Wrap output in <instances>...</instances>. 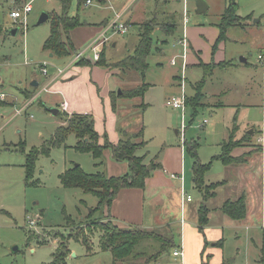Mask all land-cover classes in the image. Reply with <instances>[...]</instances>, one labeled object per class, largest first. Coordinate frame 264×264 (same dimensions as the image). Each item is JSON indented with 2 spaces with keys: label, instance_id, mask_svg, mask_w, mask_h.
Returning <instances> with one entry per match:
<instances>
[{
  "label": "rangeland",
  "instance_id": "374dc122",
  "mask_svg": "<svg viewBox=\"0 0 264 264\" xmlns=\"http://www.w3.org/2000/svg\"><path fill=\"white\" fill-rule=\"evenodd\" d=\"M92 1L87 6L80 4L78 14L81 20H95L108 11L100 9L102 7L98 0ZM135 1H132V9L141 0ZM205 1L209 8L197 13L195 0H144L149 9L155 8L158 13H175L176 28L173 33L165 34L155 27L151 34L152 47L146 59L148 64L144 76L137 70L119 68L121 73L117 71L118 74L109 77L111 82L120 79V82L117 81L119 87H115L116 96H113L119 117L117 132L121 134L120 138H126L142 131L141 135L132 140L143 141L136 154H145L147 166L150 164L148 158L161 157L170 143L183 145L187 165L184 191L191 195L192 203L201 198L192 184L190 174L191 165L196 159L201 163L211 160L206 181L228 182V185L217 188L214 195L208 197L206 205L218 208L223 196L230 199L237 196L236 187L241 188V191L245 190L249 219L252 221L224 223L223 217L226 216L217 209L218 212H210L208 224L219 226L223 231L221 244L213 246L219 249L217 253L223 254V260L219 263L248 264V253H257L262 246L257 247L254 242L257 243V233L259 236L263 234L261 223L264 224V177L261 170L264 168V152L258 153L251 161L255 163L251 168L253 176L250 181H247V177H239L228 167L224 173L217 171V165L220 167L222 164L214 159V155L220 152V143L227 139L234 117L237 125L233 132L235 140L245 138L242 142L249 144L255 143L259 138V142L264 145V65L258 58L259 54L264 53V0H236V13L243 18V25L230 26L226 31V38L218 43L214 53L212 47L216 36L211 37L213 32L210 29L217 27L226 0ZM26 2L31 3V11L26 15L24 24L22 17L12 18L10 12L14 9L21 11ZM61 10L60 0H21L19 4L15 0H0V92L6 93V100L0 101V264H52L53 253L61 244L68 247V254L62 264H146L147 260L148 264H178V259L172 254L173 249L179 247L178 225L170 230H148L141 227L140 231L145 236L134 247L135 257L125 263H113L108 254L110 252L100 249L105 230L99 225L110 219L106 215V208L97 207L98 198L95 195L85 193L80 188L64 187L58 177L74 163H78L85 172L96 171L94 166L97 160L91 154L74 150V134H69L62 144L50 147L47 154L38 155L30 180L34 183L25 180L26 154L34 148L47 145L56 127L64 122L66 116H70L56 105L62 96L59 91H54L51 85L47 91L41 90L57 73V68H65L73 55L49 56V52L42 49L43 42L50 33L51 18L39 24L36 22L42 13H60ZM76 11L77 0H71L68 13L72 15ZM168 24L170 23L163 25L169 28ZM199 27L207 28L208 32H196L195 29ZM14 28L17 29L15 33L11 32ZM191 28H194L193 32ZM182 29L185 35L189 30L186 36L189 44L184 73L185 95H193L198 82L204 79L200 87V101L203 105L195 108L185 105L183 112L165 104L167 97H178L181 94L177 76L183 59L181 56L175 57L176 64H171L170 61L178 54L180 45L176 42ZM138 30L131 26L125 34L112 36L116 46L108 44L105 48L104 58L107 64L132 52L138 40ZM189 55L194 61L230 60L231 64L216 65L210 74H205L202 66L190 62ZM242 58L245 61H241ZM43 61L47 62L46 75L41 71ZM71 66L53 82H60ZM112 66L99 68L104 69V73L106 68L108 71L111 69L112 74L116 71ZM96 78L98 92L102 87L100 78ZM31 80L38 83L35 91H41L27 108L14 115L25 103V99L31 98H25L22 93L23 90H32ZM142 82L148 84L142 96L128 98L118 95L119 90L122 93L140 86ZM95 96L97 97V93ZM52 107L58 109L56 114L49 110ZM204 120L206 122L202 124ZM181 127L184 128L182 136L179 134ZM181 140H185L184 144ZM253 143L251 145L255 149L257 145ZM191 147H194L195 156ZM104 166L105 160L98 170L107 174ZM174 183L179 187L180 180ZM261 199L263 205H260ZM258 205L263 206L262 211L261 207L258 209ZM145 211L150 213L148 200ZM32 219L36 222L30 226L29 220ZM77 232L85 243L74 240ZM168 238L169 243L172 240L173 244L163 245ZM164 247L163 252H158ZM155 253L162 254L152 261Z\"/></svg>",
  "mask_w": 264,
  "mask_h": 264
},
{
  "label": "crops",
  "instance_id": "0c3cea01",
  "mask_svg": "<svg viewBox=\"0 0 264 264\" xmlns=\"http://www.w3.org/2000/svg\"><path fill=\"white\" fill-rule=\"evenodd\" d=\"M132 1L134 0H98V2L100 3V7H102L100 9L108 10L106 14L103 13L101 17H97V19L95 20H81L79 18L82 24L70 30V40L73 45L74 52H71L73 55L71 54L72 57L69 59L68 61L69 63L65 66L68 68L72 65L70 70L65 72L64 74L65 76L61 77L60 82L59 81H57V83L53 82L54 80L53 77L55 76L54 75L49 81H47L41 87L42 90L44 86L48 87L49 85H51L54 91H59L62 94V96H60L61 98H59L58 102H56V105L61 109V102L64 100L67 101V105H68L67 110L64 111L67 114L69 115H71L72 113L91 114L94 119V127L100 135V142L103 141L104 135H106L107 139L113 144L117 143L121 137V134L117 132L118 130L117 125L119 122V117L116 114L117 107L116 105L112 106L111 104V97H113L111 95V91L115 92V87H119L117 81L120 82V79L111 82L109 78L110 76L113 77V74H118V72L119 73L121 72L118 67L114 66L115 67L114 69L116 70L114 73L111 74L110 73L111 69H109L108 71L107 68L105 69L106 73H104V69L99 68L100 66L103 65L96 64L98 60L97 61L90 60V57L92 56V53L90 51H88L86 55L83 58H81L85 60L86 64H77L76 61H78L79 59L75 58V54L79 52L81 49H83V47H85L88 43H90L95 37H97V35L101 33L102 29L115 19L116 14L121 15L120 20L127 26V31L131 26L138 28L139 24L142 21H145L152 17H155L157 22L159 23V25L156 27L160 28L161 31L164 33H165L164 29L167 28H165V25L163 24L167 22L170 23L172 22V20L177 22L175 13L174 14L164 13L160 11L158 13V10H155V8L152 10L149 9V6L144 4V0H141L132 9V5H133ZM137 1L138 0H136L135 3ZM92 2L93 1L90 0V2L87 3V1L85 0L83 3L85 4V6H87ZM78 9H79V5L77 3L76 13H78ZM223 10L220 13V15L223 13ZM193 29L194 28H191V32H193ZM210 30L213 32L211 37L213 38V35L217 37L219 33V29H217L216 27L215 29L211 28ZM195 31L204 32V33L208 32L207 28L205 27H201V28L199 27L195 29ZM183 32L184 31L182 29L181 35L183 34ZM188 32H186L187 35ZM125 33H120L118 35ZM137 35H138L137 38L139 39V30L137 31ZM137 42L136 44H134L133 46L134 48L132 52L134 51ZM108 44L114 47L116 46V41L111 37L109 41H107L100 47L101 48L100 53L101 51H103L104 53L105 48L108 46ZM50 53L51 52H49V56H53L52 53L51 55ZM262 55H264V53ZM126 56H124L123 58H125ZM188 58H190V62H193L196 65H198L199 62L209 63V62H204L202 60L194 61V59L192 60V56L190 55L188 56ZM103 59L106 64L104 66L115 65L114 63L121 60L119 59L117 61H113L112 63L107 64L104 55H103ZM210 62H214V63L229 62L231 64L230 60H218V61H210ZM96 76L100 78L101 80L100 85L102 87V89H100L98 92H96L97 89ZM32 81H36V80L30 81V86L35 88L38 85V83L36 86H33L31 85ZM111 84L113 85L116 84V85L114 87H111L110 86ZM28 90H23L22 93L24 94V96H25V92ZM39 91L38 92L35 91V93L32 96H30L31 98L29 100L25 99V103L22 105V107H20V109L26 106L29 103V101L34 99V97H37ZM96 93H97V97L95 96ZM120 94L121 93L119 92L118 95ZM20 109L18 108L14 115L21 113L23 109L20 112H17ZM175 132L178 131L175 130ZM184 141L185 140H181V143L184 144ZM252 143L253 142L249 144L245 143L241 147H236L231 152L232 155L234 156H239L244 152L248 153V155H246L245 157V160L238 164L224 165L221 161L216 160L222 164L220 167H218L217 165L216 167L217 171H220V173H224L227 170L226 168L228 167L231 168V170L239 177L241 178L247 177V181H250V177L252 178L253 176V172L251 171V168H253L252 166L255 163V162L252 163L251 161H253L254 156L258 155V153L262 154V152H264V145L262 146V143L259 142V138L255 141V143H253V145H257L255 149L254 146L251 145ZM183 150H184L183 145L170 143L163 150L161 157L148 158V160L150 161L149 163L153 162L155 164V168L150 170L149 176L145 178L144 188H138V187L120 188L117 191L115 197L113 198L110 207L106 211V213L110 215V218L113 220V222H115L121 227L136 225L148 230L153 228L154 229L167 228L168 230H170V228H172L174 225H178L179 248H181L182 250L181 256H174L180 262V263L178 262V264H199L206 254L210 255L209 261L211 264H219V262L223 260V254L217 253L219 252V249H215L213 248V246H218L216 245V242L223 240V235H222L223 231L222 228H220L219 226H210L208 224L209 215L211 211L218 212V210H220L221 204L226 199H230V198H227V196H223V200L221 201L220 206L219 207L217 206L218 208L214 206L210 207L206 205L209 209V212H208V222L207 225L204 227V233L207 241L209 242V245L206 247L204 253L201 254V251L203 249L204 239L202 234L199 232L197 228V209H198V205L201 202V198L196 203H192V197L190 201L187 200L183 201L181 199V181L179 187H176L174 181L176 180L179 181V178H174L170 176L171 173L178 174L183 172V178H184L183 189H184V181L187 175V165H186V160L184 159ZM104 157H105L104 169L105 171H107V175L118 176L128 172L127 162L114 160L112 158L110 149H106L104 151ZM144 162L147 163L146 158H144ZM94 168L97 169L96 166H94ZM149 169H151V167ZM209 171L210 168L205 173L204 178L208 176ZM261 173H262V177H264V168H262ZM190 174L192 175V173ZM191 181L193 182L192 178ZM217 181H222V180H217ZM224 181H225L224 184L219 185L217 188L228 185L227 180ZM205 182L208 184L216 181L205 180ZM263 185H264V181H263ZM262 188L264 189V187ZM235 192L237 196L233 199H236L242 193L245 195L246 207H247L246 216L241 220H234L228 217L227 215H225L224 213H222L224 216H226L223 217V222L227 224H231L228 222L230 221L240 222L247 220L252 221L251 218L249 219L250 213L248 211L249 203L246 196L247 193L245 192V190L241 191V188L239 187H236ZM146 200H148V202L150 203V213L149 212L147 213L145 211ZM205 201L207 202V200ZM260 203H261L260 205H263V199H261ZM260 207L261 206L258 205V209ZM262 207H261V211H262ZM262 217L263 215L261 214V219L263 221ZM261 225H262L261 226L262 231H264L263 222L261 223ZM256 239H257V243L254 242V244L257 247H260L263 242V234L261 233V236H259L257 233ZM108 254L109 256H111L110 253ZM259 254L260 251L259 252L257 251V253L254 252L248 253L247 259L248 261H250L248 262V264H255L256 260L259 257ZM233 260H230V262H232ZM157 264H159V262Z\"/></svg>",
  "mask_w": 264,
  "mask_h": 264
},
{
  "label": "trees",
  "instance_id": "16d2710c",
  "mask_svg": "<svg viewBox=\"0 0 264 264\" xmlns=\"http://www.w3.org/2000/svg\"><path fill=\"white\" fill-rule=\"evenodd\" d=\"M15 1L17 2V4H19L21 0ZM84 1L85 0H77V3L80 6V4ZM60 3L62 9L61 12L49 14V18H51L50 33L44 40L42 45L43 50L51 52L55 57L70 56V53L74 52V48L70 40V30L82 24L79 19L78 13H76L75 15H70L68 13V8L71 0H60ZM236 7V0H226L223 13L220 15L219 22L217 23L219 33L216 37L215 43L213 44L212 53H214V51L216 50L218 43L226 38V31L230 26L243 25V18L237 15ZM155 19V17H152L150 19L142 21L139 24V39L134 51L131 54L127 55L125 58L114 63L115 67L137 70L141 73L142 76H144V72L148 64L146 59L150 54L152 47L151 34L155 27L159 25L157 20L155 21ZM168 25H170V29L168 27H165L167 29H164V31L166 34H171L174 31V28H176V22L172 20V22H170V24ZM103 55L104 53L103 51H101L100 57L96 63L97 65H106L103 59ZM76 63L86 64L83 59H79L78 61H76ZM224 64L230 63L199 62L198 65L204 68L205 74H210L212 72V69L216 65L221 66ZM203 82L204 79H201L198 82L196 86V92L193 95L186 96V105H190L193 108L203 105L200 101L202 97L200 87L202 86ZM147 88L148 84L142 82V84L138 87L123 91L120 96L128 98H132L136 95L142 96ZM35 89L36 88L33 87L32 90L26 91L25 98H29L30 96H32ZM111 95L116 96V92L111 91ZM111 104L112 106H115V97H111ZM236 126L237 125L234 117V123L229 130L227 139L223 140L220 143V152L214 155V159L221 161L224 165L238 164L244 161L245 156L248 154L244 153L239 156H234L231 153L234 148H236L237 146H242L244 144L242 142L243 140H246L245 138H241L238 140L234 139L233 132L234 130H236ZM141 133L142 131H139L138 133L126 138H120L115 144L111 143L107 139V136L104 135L103 141L100 142V135L94 127L93 116L87 113H72L70 116H66L64 122L56 127L54 134L48 141L47 145H44L39 149L34 148L28 154H26L24 165L25 180L29 181L30 183H34V181L30 180L32 179L34 164L38 155L45 153L47 154L50 147L62 144L69 134H74L76 137V141L73 145L74 150L91 154V156L95 160H97L95 162V166L97 167V169L94 172H85L78 163H74L72 166L68 167L58 175L59 181L64 187L80 188L85 193H91L95 195L98 198L97 207L106 208V210H108L113 198L120 188H144L145 178L149 176L150 170L155 168V164L153 162L150 163L151 169L148 168L147 164L144 162L145 154H136L137 149L141 146V144H143V141L135 142L132 140V138L138 137L139 135H141ZM247 135L249 138L250 135L248 133ZM191 148V152L195 156V152L193 151L194 147ZM106 149L111 150L112 158L114 160L127 162L128 172L118 176H109L104 171L98 170L99 167L104 164V160L102 158L104 157V151ZM210 167L211 160L207 163H201L196 159L191 165L193 184L201 196V202L198 205L197 209V228L204 239L201 254L204 253L206 247L209 245V242L207 241L204 233V227L207 225L209 212V209L205 204V200H207L208 197L214 195L216 188L219 185L224 184L225 182L224 180H222L207 184L204 177L205 173L207 172V170H209ZM220 210L231 219H243L246 216L247 211L245 195L242 193L236 199H226L221 204ZM106 215L110 218V215L108 213H106ZM84 219L86 220V217ZM109 220L101 222L99 225L101 229L105 230L104 240L101 241L100 249L110 252L113 263L116 261L125 263L126 260L135 257L136 253H133L134 247L137 244L138 240H140L145 235L140 231V229L142 230V228L139 226L129 225L127 227H121L113 222L111 218ZM81 223L82 222H80V225ZM78 233L79 232L76 233L77 235H75L74 240L85 243L80 239V235ZM169 240V238L166 239V242H164L163 245H166L167 243L168 245L173 244L172 240L170 243ZM220 244L221 241L216 242V245ZM86 249L88 250L87 245ZM164 249L165 247L158 252H163ZM67 251L68 247L61 244V247H58V249H56V251L53 253L52 264H62L64 262L65 256L68 254ZM161 254L162 253H155L152 257V261L157 260V258H159ZM209 259L210 255L206 254L199 264H211ZM148 263L149 260H147L146 264ZM255 264H264V242L262 243L260 254Z\"/></svg>",
  "mask_w": 264,
  "mask_h": 264
},
{
  "label": "built area",
  "instance_id": "2783aa9c",
  "mask_svg": "<svg viewBox=\"0 0 264 264\" xmlns=\"http://www.w3.org/2000/svg\"><path fill=\"white\" fill-rule=\"evenodd\" d=\"M90 0H87V3H89ZM184 10H185V6H184ZM31 11V3L30 2H26L25 5L22 7L21 11L18 9H14L11 10L10 12V16L12 18H19L22 17L23 19V23L25 24V17L26 15ZM185 18L184 20L187 19V15H186V11H184V15ZM121 15L120 14H116L115 19L109 23L108 25H106L101 33L99 35H97V37H95L90 43H88L85 47H83V49H81L79 52H77L75 54V58L77 59H81L83 58L86 53L88 51H90L92 53V56L90 57V60L93 61H97L99 59L100 56V47L106 43L107 41H109V39L116 34H120V33H125L127 31V26L120 20ZM109 33V34H107ZM177 44L180 45V48L178 49V54L175 55L172 59H171V64H176V60L175 57L181 56V58L183 59L182 64H181V68L179 70L180 74L177 76L179 78V83L178 85L181 88V94L180 96L176 97V96H170L167 97L165 100V104L167 106H170L172 108H176V109H180L182 110V112L185 109V99H186V95L184 92V87H185V67H186V52L188 49V39H186V35L185 32H183V34L179 37H177ZM258 58L261 59V63L262 65H264V60H263V55L259 54ZM46 61H43L42 66H41V71L43 74H47V68H46ZM65 68H57V73L55 74V76L53 77V79H55L57 76L61 75ZM42 90H48L47 86H44ZM6 100V93L5 92H0V101H5ZM32 102L29 101V103L24 106L23 108H21L20 110H18L17 112H20L22 109L27 108V106ZM67 101H62L61 102V109L63 111L67 110ZM206 122V120H204L202 122V124H204ZM184 131V128L181 127V130L179 131V134L182 136ZM171 177L174 178H179V180L181 181V199L184 201H190L191 200V195L187 194L184 189H183V172L181 173H171L170 174ZM35 220H29V224L30 226H32L33 224H35ZM264 228V227H263ZM173 256H181L182 255V250L181 248H174L172 251Z\"/></svg>",
  "mask_w": 264,
  "mask_h": 264
},
{
  "label": "water",
  "instance_id": "95a60500",
  "mask_svg": "<svg viewBox=\"0 0 264 264\" xmlns=\"http://www.w3.org/2000/svg\"><path fill=\"white\" fill-rule=\"evenodd\" d=\"M195 11L197 13H201L204 12L208 9V4L205 0H195ZM49 17L48 13H42L40 15V17L37 20V24L41 23L42 21H44L45 19H47ZM17 31L16 28H14L11 32L15 33ZM51 55V53H50ZM241 61H245V58H242ZM31 85L36 86L37 85V81H32ZM121 93V91H119ZM52 113L56 114L58 112V109L56 107H52L49 109ZM250 133H252V130L249 131ZM151 165H148V168H150Z\"/></svg>",
  "mask_w": 264,
  "mask_h": 264
}]
</instances>
